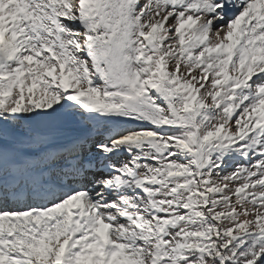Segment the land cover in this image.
I'll list each match as a JSON object with an SVG mask.
<instances>
[{
	"label": "snow or ice",
	"instance_id": "obj_1",
	"mask_svg": "<svg viewBox=\"0 0 264 264\" xmlns=\"http://www.w3.org/2000/svg\"><path fill=\"white\" fill-rule=\"evenodd\" d=\"M0 264H264V0H0Z\"/></svg>",
	"mask_w": 264,
	"mask_h": 264
}]
</instances>
